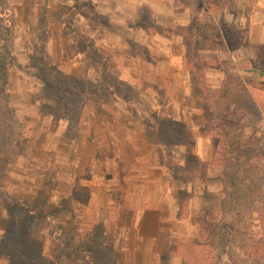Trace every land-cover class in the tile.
<instances>
[{"label": "rangeland", "instance_id": "374dc122", "mask_svg": "<svg viewBox=\"0 0 264 264\" xmlns=\"http://www.w3.org/2000/svg\"><path fill=\"white\" fill-rule=\"evenodd\" d=\"M222 19L233 41L242 43L246 28L238 27L245 24ZM154 21L145 9L129 17L127 0H99L98 6L93 0H0V264H128L110 221L118 191L105 210L101 203L89 208L101 178L121 170L120 149L127 144L117 145V153L91 144L126 136L129 100L149 105L118 78L131 58H149L134 40H142V30L183 33L189 47L192 23L167 32ZM213 55L229 71L217 87L206 83L205 71L202 81L194 75V94L208 108L206 131L225 165L218 215L193 218L192 231L182 226L171 245L174 257L155 264H245L243 223L251 229L264 216V116L255 109H264V78L241 77L231 68L250 64L234 66L219 60L220 51ZM165 127L172 140L187 138L177 125ZM233 143L240 150L227 145Z\"/></svg>", "mask_w": 264, "mask_h": 264}, {"label": "crops", "instance_id": "0c3cea01", "mask_svg": "<svg viewBox=\"0 0 264 264\" xmlns=\"http://www.w3.org/2000/svg\"><path fill=\"white\" fill-rule=\"evenodd\" d=\"M93 1L98 6L99 0ZM127 3L129 17H140L145 9L154 23L167 32L173 26L187 28L191 22L192 8L178 6L175 0ZM225 15L231 22L245 24L238 28L245 27L246 31L237 48L220 51L219 60L234 66L248 63L260 67L264 63V0H238L236 15ZM142 34V40H134L147 48L149 58H131L118 78L129 84L135 97L145 98L149 105L144 107L129 100L126 136H109L106 142L91 144L109 145L116 153L117 145L127 144L124 152L120 149V160L124 162L119 164L121 173H113L108 180L101 178V188L92 193L89 208L101 203V210H105L113 202L114 191H118L116 207H112L117 216L110 221L118 227L113 235L120 244L117 252L124 254L128 264H155L165 256L172 259L171 245L181 234L182 226L185 231H192L193 218H216L213 210L218 215V194L224 177L223 166L214 162V141L205 132L203 107L194 94L196 79L189 65L190 45L185 43L184 34L165 35L149 29L142 30ZM251 69L230 71L241 77H255ZM226 71L229 69L206 68V83L220 86ZM166 123L177 125L187 138L175 141L168 134L159 137L158 130ZM186 155L194 159L195 167H188ZM181 193L186 197L183 201ZM183 203L186 215L182 217L179 210Z\"/></svg>", "mask_w": 264, "mask_h": 264}, {"label": "trees", "instance_id": "16d2710c", "mask_svg": "<svg viewBox=\"0 0 264 264\" xmlns=\"http://www.w3.org/2000/svg\"><path fill=\"white\" fill-rule=\"evenodd\" d=\"M186 2H183L184 7H191V22L194 30L189 33L190 37L188 41L190 44V54L193 55V58H189V65L192 70L193 75H195L199 80L204 79V71L206 68H219L221 67V63L218 62L216 59V56L213 55L216 51H225V50H234L237 48L241 43H235L232 39V35L229 34V27L226 24V20L222 19L224 18L225 14L229 15H235L237 11V2L238 0H184ZM218 14L219 20L216 21L215 15ZM223 23V27L221 24ZM189 24V25H190ZM222 27V28H221ZM188 28V27H187ZM186 28V29H187ZM202 29L203 31L198 33ZM212 53V55H210ZM209 54L208 56L211 59L205 58V56ZM195 56V57H194ZM199 66H201V70L199 69ZM251 70L256 73L258 80L261 78H264V63H262L261 67H254L251 66ZM201 85V84H200ZM221 100L224 99V94H222ZM255 104V109H259L261 111V115L264 116V109L257 108ZM259 106V105H258ZM203 111L205 117H207L208 108L203 106ZM237 111L232 110V114H235ZM229 114L227 111L222 113V115ZM231 114V115H232ZM228 119V117H225V119ZM239 124V122H237ZM208 127V123L206 125ZM205 127V131L207 129ZM219 127L224 128V131L227 130V127H225L223 124H221ZM161 135L168 134V131H166V127L162 126V128L158 131ZM206 133H209V135L214 138L212 134L207 130ZM214 141V139H213ZM228 146L236 147L238 150H240V146L238 143L233 144H227ZM215 147V155H214V161L220 165L223 166L225 169V165L223 161L217 160L216 155L218 150V146L214 144ZM242 166V164L239 162L237 163L235 167V172L238 174L239 167ZM249 188V187H248ZM250 195V193H247ZM257 223L253 225L251 229H249L245 224L243 223V226L245 229L247 228V237H244L240 240L244 257L246 258L245 264H248L250 262H263L264 264V216L257 217ZM198 241V240H197ZM199 244L200 241H198ZM229 259L232 260V257L229 256Z\"/></svg>", "mask_w": 264, "mask_h": 264}]
</instances>
